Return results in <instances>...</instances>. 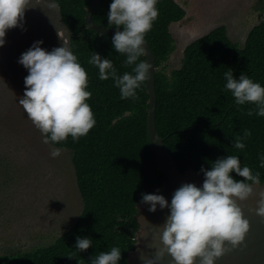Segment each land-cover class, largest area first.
<instances>
[{
  "label": "trees",
  "instance_id": "obj_1",
  "mask_svg": "<svg viewBox=\"0 0 264 264\" xmlns=\"http://www.w3.org/2000/svg\"><path fill=\"white\" fill-rule=\"evenodd\" d=\"M55 2L61 20L70 32V50L88 73L87 101L96 124L86 136L51 144L72 152L77 186L83 208L76 222L53 243L28 251L0 254V264H89L100 251L121 248L120 264H128L135 247L139 223L135 217L143 193L152 194L163 180L148 133V79L134 98H121L111 78L99 79L98 69L88 63L92 53L112 60L119 74L131 72L126 57L116 52L112 34L91 29L86 21L93 0H49ZM101 0L93 20L108 27L109 5ZM158 16L145 39L156 57V129L164 138L181 171L202 167L226 155H238L260 173L259 156L264 153V117L256 115L255 105H239L224 87L223 73L245 72L264 85V20L249 31L244 45L233 41L226 25H220L190 42L178 68L166 72V63L176 45L171 25L181 21L186 10L176 0H157ZM140 59L146 60L145 56ZM251 111V115L249 112ZM251 135L244 137V130ZM237 136L245 148L233 147ZM202 174V173H201ZM77 236L91 237L93 246L79 252Z\"/></svg>",
  "mask_w": 264,
  "mask_h": 264
},
{
  "label": "clouds",
  "instance_id": "obj_2",
  "mask_svg": "<svg viewBox=\"0 0 264 264\" xmlns=\"http://www.w3.org/2000/svg\"><path fill=\"white\" fill-rule=\"evenodd\" d=\"M27 4L28 0H0V47L6 43L8 30L23 28ZM156 4L157 0H112L109 5L107 26L116 29L112 45L125 55L124 63L132 66L131 72L119 74L112 60L95 51L88 60L98 69L99 79L113 80L121 98H134L149 78L152 65L140 57L148 54L145 36L158 16ZM43 43L35 41L18 59L28 72L19 104L43 134L44 143L55 145L69 136L78 140L96 124L87 102L92 95L88 73L64 42L50 51L41 46ZM223 77L225 89L237 104H253L256 115L264 117V85L245 72L237 77L230 67ZM250 135L245 129L244 137ZM233 147L243 150V138H234ZM51 155L59 156L60 149L53 148ZM259 167L264 168V153L259 156ZM200 171L202 184L183 183L170 202L162 194L141 195L140 203L147 205L149 212L167 210L162 225L145 229L144 218L139 220L141 237L150 235L149 247L154 249L150 258L141 257L144 264H226L239 260L249 249L255 222H264L260 173L242 165L238 155L217 158ZM92 246L91 237L77 236L74 248L84 252ZM122 255L120 247L112 246L91 257L89 264H120Z\"/></svg>",
  "mask_w": 264,
  "mask_h": 264
},
{
  "label": "rangeland",
  "instance_id": "obj_3",
  "mask_svg": "<svg viewBox=\"0 0 264 264\" xmlns=\"http://www.w3.org/2000/svg\"><path fill=\"white\" fill-rule=\"evenodd\" d=\"M183 20L171 25L176 48L166 72L178 68L186 46L212 29L226 25L230 38L244 45L249 31L264 20V0H176ZM23 28L8 30L0 47V254L28 251L53 243L82 212L72 152L44 143L19 99L27 69L18 63L35 41L47 50L65 45L70 32L58 5L28 0Z\"/></svg>",
  "mask_w": 264,
  "mask_h": 264
},
{
  "label": "water",
  "instance_id": "obj_4",
  "mask_svg": "<svg viewBox=\"0 0 264 264\" xmlns=\"http://www.w3.org/2000/svg\"><path fill=\"white\" fill-rule=\"evenodd\" d=\"M100 1L101 0H93L87 8L86 21L88 23V26L101 34L114 35L116 31L115 28L101 26L92 18L93 11ZM146 42L148 45V54L147 56H145V58L152 65V69H150L149 78L146 84V90L149 94L150 103L148 109V133L150 141L152 143V148L156 155L157 167L165 175V179L163 180L161 186L152 194H162L170 202L174 191L183 183H195L199 186L202 184L204 177L203 174L190 167L185 168L183 171H181L169 148L165 144L164 138L161 137L156 129V57L151 45L147 40ZM137 209L138 212L135 217L138 223L141 217L144 218L145 229L151 228L156 225H162L167 215L166 209L160 210L158 208L157 211L153 213L148 211L147 205H143L141 203L138 204ZM142 231L143 227L139 223V228L136 231L135 247L129 252L128 264H144L141 257L143 256L144 258H150L154 253V249L149 247L151 243V236L149 235L147 238L143 236L141 237ZM226 264H264V222H261L258 219L255 222L252 241L247 252L239 260H229L226 262Z\"/></svg>",
  "mask_w": 264,
  "mask_h": 264
}]
</instances>
